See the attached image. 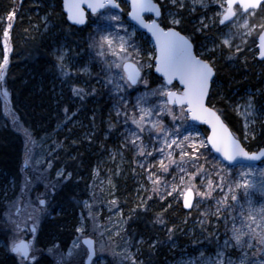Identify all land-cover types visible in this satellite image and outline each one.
I'll return each instance as SVG.
<instances>
[{
    "label": "rangeland",
    "instance_id": "1",
    "mask_svg": "<svg viewBox=\"0 0 264 264\" xmlns=\"http://www.w3.org/2000/svg\"><path fill=\"white\" fill-rule=\"evenodd\" d=\"M157 1L162 6V15L159 21H164L167 27L175 28H180L184 22H187L191 31L197 36L195 44L197 54L200 57H205L212 64L222 53L221 50L225 52L229 51L232 54L244 51L253 52V38L257 42L258 34L264 30V27H262L264 26V7L255 11L254 15L246 16L241 12L232 22L221 26L219 24V13L223 9L219 7L217 0H204V3H193V0H178L177 4H173L171 0ZM181 2L184 5L183 7L179 6ZM49 6L52 7L51 4ZM111 11L118 14L125 24L130 25L128 30L131 31L133 25L129 23L127 18L123 17L121 13ZM35 13L37 14L38 11ZM173 15L181 19L179 25L172 24ZM48 17H52L51 10H48L46 15L41 16L42 22L46 21L49 23V27H51L52 21L48 20ZM245 20H247V24ZM98 22L101 24L107 23L100 19L99 13L88 18V22L86 23L88 28L81 37L84 49L74 52L77 50L76 45H74V51L69 53L66 43L62 42L57 47L55 46L54 54L56 58L61 54L64 55L63 64L73 74L79 73L83 74L84 77L86 76L87 79L93 78L94 85L97 84L102 87L106 95L104 102L108 103L110 107L108 119L105 123H110V128L113 130L112 146L99 156L93 167L89 183V196L80 203L81 213L78 217L73 238L67 249L62 252L58 246L53 248L52 252H42L34 244L32 254L37 257L35 261L43 253H46L50 256L52 264H84V260L87 257V248L82 243V240L87 235L94 240L93 246L96 249V254L89 264H133L132 257L136 258L137 264H142L143 260L141 257L154 252L158 246L165 250V264H213V260L215 259L213 254L221 250L231 259L232 264H240L239 257L245 250L248 253L250 264H259L261 260H264V254L258 253L257 247L249 248L246 244L245 248L241 249L235 246L234 240H232L231 246L227 248L224 246V241L232 237L234 226L240 228L243 225V230L249 234H258L260 231H264V221L259 216H256L255 219L249 217L248 196L244 193L243 189L236 190L239 203L232 201L230 195L226 204L218 203L228 189L225 187L221 190L215 187L216 184L220 183L219 177L216 174V169L219 168V165L213 159L215 155L212 151L209 153L205 148L196 145V147H200L201 154L197 156H181L182 149L189 153L193 151V146L190 143L192 139H206V128L190 122L188 117L185 118L187 121L185 123V120L180 118L179 107H176L177 118L175 121H173L172 116L168 113H160L159 116L154 115L151 119H162L164 125L173 130H175L176 124L184 126L181 130L182 135L169 148L164 144L163 139H154L157 136L163 137V133H157L155 129L151 128L150 124H145V131L140 132L137 126L132 123V120L129 119L134 113L137 118L139 116L137 97L144 93L146 89L156 88L159 84L163 83L162 80H155L152 77L154 62L148 56L150 50L148 51L144 42L147 37L137 30L134 41L140 49V56L137 59L144 64V67L141 69L142 80L147 79L148 84L145 85L141 81L135 86L128 87L125 85L117 91L114 85L106 78L108 73L105 70L106 61H110L115 57H113L111 52H106L105 57H100L97 55L98 50L89 47L91 43L90 36L96 34L95 26ZM0 23L1 43L5 40L4 31L6 24H3V18L0 19ZM32 28L36 31L38 25H32ZM29 31H31L30 27ZM120 31L123 33V29ZM224 38L230 39L229 45H225L222 42ZM148 43L153 49L150 41ZM53 44L54 42L50 38L48 45L52 46ZM237 48H239V51H237ZM255 50L257 51V45ZM130 51L132 50L130 49ZM133 55L135 56L136 53L133 52ZM34 58V55L32 57L28 54L22 55L16 50L14 66L24 69L25 75H28L32 71L30 63ZM149 61L152 63V67L147 66L146 62ZM80 81L85 85L82 77ZM4 90L0 91L2 100H4L3 114L6 115L5 117H8L9 125L14 130L21 129L22 127L19 124L17 125V118L11 110V105L8 104L7 108H5L8 98ZM249 98H251L254 109L246 108ZM157 99L158 97H149L148 101L150 104H154ZM234 105V111L242 124V134H235V136L247 148V143L255 139V132L264 122V90L260 92L245 90L234 102ZM156 111L159 112V109L157 108ZM246 119L248 120L247 132L245 130ZM19 131L24 138H29L28 132L25 130ZM196 131L200 132L201 135L196 136ZM132 132H137L141 139L133 142ZM188 132H192L193 135L189 140H184L183 136L187 135ZM82 136L86 139L88 133L84 131ZM171 139V133H169V143H171ZM142 143L146 146L143 155L139 152V146ZM153 145H155L156 149L162 148L163 150L153 151ZM177 145H181V147ZM39 148H41L40 143ZM207 148L210 149L208 145ZM259 149L252 148L250 151H258ZM26 151L28 168L24 170L25 173L30 167L39 168L43 163L39 157L32 161L28 155V150ZM149 152L151 155H147ZM168 152L172 153L171 158L168 157ZM41 155L40 157H42ZM161 158L164 159V163L168 166L167 172L161 167ZM170 159L174 162L170 163ZM149 164L152 165L151 168H149ZM178 165L179 168H183L185 171H180ZM201 165L203 166L202 169H200ZM252 166L259 170L256 174V179L258 181L264 179V176L261 175V173H264V161ZM150 173H155L162 177L158 182L159 190L157 192L153 191L155 176L149 179ZM193 173H196L194 177L192 176ZM181 176L184 177V183L180 181ZM225 176L236 178V171L233 170L231 173L226 171ZM126 178L130 179V183L127 185L119 182V180L125 181ZM22 180L19 194L11 203L6 205V209L0 215V247L13 256L17 264H20V261L9 250L10 241L13 235L22 236L24 239L33 238V233L30 231L32 221H28L27 229H24L22 232H16L15 225L8 220L7 213L11 212L15 220L26 219L23 211L21 214H18L16 209L19 207L24 210L25 205L31 202L32 205L42 209L36 214L38 230L41 217L47 213L46 206L49 205L46 190L50 187L48 185L50 183L44 184L43 190L37 195L35 186L38 181H41L40 177L26 174ZM209 180L214 181L212 185V188L215 189L214 191L208 186ZM189 182H194L196 188L200 191H211V195L200 196L194 190L192 206L189 211H185V213L190 214L186 215L183 219L175 217L173 221H168L170 223L168 226H165L163 224L164 220L161 218L162 215H159V213H163L175 203L183 201V196L179 194V190L173 191L172 186L179 185V189H184ZM125 189L128 190V195L121 197L118 193H123ZM168 193H171V195ZM161 196H163V199H161ZM252 198L257 202V206H259V202H264V193L255 191L252 193ZM39 199H45L47 203L41 206L39 205ZM241 204L244 207L243 215L241 214ZM218 208L220 209L219 212H217ZM27 211L30 212L31 209L29 208ZM146 212H153L154 214L149 218V222L142 226L143 228H139L136 222L137 220H142V216ZM158 215L159 219H157ZM161 220L163 221L162 223L160 222ZM81 227L84 230L83 234L77 231ZM154 227L159 233L149 234L148 238H153L148 242V238L144 235V229H154ZM77 238H79L80 247L73 250L71 257L64 255L61 261L60 254H66ZM180 238L183 242H180ZM244 239L247 240L248 237L246 236ZM252 243L256 244V240H253ZM35 261H29L28 264H33Z\"/></svg>",
    "mask_w": 264,
    "mask_h": 264
},
{
    "label": "trees",
    "instance_id": "2",
    "mask_svg": "<svg viewBox=\"0 0 264 264\" xmlns=\"http://www.w3.org/2000/svg\"><path fill=\"white\" fill-rule=\"evenodd\" d=\"M121 9L122 16L126 17L127 6L122 4ZM48 10H51L52 17H48L52 21L51 27L41 20V16L46 15ZM2 18L3 24L8 28L10 50L4 78L0 80V91L7 90L8 101L5 108L8 104L11 105L17 125L22 128L14 130L9 125L8 117L3 114L4 100L0 94V215L6 205L19 194L24 175L39 176L41 181L35 186L37 195L43 190L44 184L50 183L46 190L49 205L46 206L47 213L41 217L34 244L42 252L58 244L63 252L73 238L81 213L80 203L89 196L93 167L99 156L112 146L113 130L110 123H105L110 107L104 102L105 92L101 86L94 85L93 78L73 74L65 64L63 69L59 66L60 62L54 54L55 46L65 42L69 53L74 51V45L77 47L74 52L84 49L81 37L88 28L87 25L80 29L68 25L60 0H0V19ZM159 22L162 27L167 28L164 21ZM32 25H38L36 31ZM176 29L191 39L198 55L195 47L197 36L188 23L184 22ZM50 38L54 42L52 46L48 45ZM4 41L0 43V62L3 61ZM148 41L147 38L144 40L145 45L148 51L153 52ZM256 45V39L253 38L254 48L251 53L244 51L232 54L221 50V56L213 64L215 77L207 103L214 106L224 123L236 135L242 134V124L234 111V102L245 90H264V61L257 59ZM16 50L22 55H34L35 58L30 63V74L25 75L24 69L14 66ZM81 77L85 85L80 81ZM152 77L158 79L153 73ZM74 88L83 91L75 92ZM19 130L28 132L29 138H24ZM84 131L88 133L86 139L82 136ZM242 145L245 147L244 143ZM246 146L249 151L264 146V122L255 132V139ZM26 150L32 161L39 157L43 163L39 168L30 167L25 173L23 158ZM58 172L62 174L58 176ZM119 182L127 185L130 179ZM127 191L125 189L118 194L126 197ZM172 207L159 213L165 226L175 217L183 219L190 214L185 213L180 202ZM153 214L146 212L141 221L137 220V226L143 228ZM156 232L159 233L155 227L144 229L146 238ZM152 238L149 237L148 242ZM180 242H183L181 238ZM164 256V248L158 246L154 252L141 257L142 264H165ZM51 261L50 256L43 253L33 264H52ZM0 264H17L13 256L2 247Z\"/></svg>",
    "mask_w": 264,
    "mask_h": 264
},
{
    "label": "snow or ice",
    "instance_id": "3",
    "mask_svg": "<svg viewBox=\"0 0 264 264\" xmlns=\"http://www.w3.org/2000/svg\"><path fill=\"white\" fill-rule=\"evenodd\" d=\"M84 0H64V6L68 11V19L74 21L78 24H84L86 16L81 3ZM88 7L93 13H99L100 19L106 21L107 23H97L96 24V34L90 36L91 43L89 47L91 49L98 50L97 55L100 57H105L106 52H111L114 59L106 61V71L108 76L106 77L110 83L114 85L117 91L122 87L127 85L131 87L136 85L141 81L147 85V79L142 80L141 69L144 67V64L137 59L140 56V49L136 46L134 37L137 33V29L133 26L131 31H129L130 25L125 24L121 17L118 14H115L111 9L121 8V3L119 0H86ZM173 4H177L178 0H171ZM130 10L128 11V16L132 21H135L136 24L145 28L152 34V37L155 40V52H149L148 56L151 60L155 61L154 67L156 72L161 73L164 78V82L159 84L156 88L146 89V91L140 94L137 97V106L139 109V116L133 114L129 117L132 120V123L135 124L140 132L145 131L144 125L150 124L151 128L155 129L157 133H163V137H155L154 139H163L164 144L169 148L172 144L176 143V139L182 135L183 125L176 124L175 130L165 126L162 119H151L154 115L159 116L160 113H168L172 116L173 121L176 120V106L179 107L180 118L186 121L187 116H191L193 120H202L210 124L212 127L211 135H208L206 139L195 140L192 139L190 143L193 146V151L191 153L184 151L182 149L181 156H197L200 153V147L205 148L206 151L211 153V149H215L219 153L223 160H220L217 157H213L216 161V164L219 165V168L216 169V174L219 177L220 183L216 184L215 187L223 190L227 187L228 191L225 192V195L221 198L218 203L226 204L228 202L229 195L231 196L232 201H237L239 203L237 189H243L244 193L248 196L247 205L249 217L255 219L256 216L264 221V202H255L252 198V193L259 191L264 193V179L257 180L256 174L259 171L254 168L251 163L260 160L264 157V148L259 151H249L247 150L240 142V140L235 136V134L228 128L226 124L221 120L220 116L217 114L214 106H209L206 103V98L209 95L210 84L212 77L214 75V66L207 60L202 59L199 55H196L193 52V44L191 39L183 35L175 27H161V24L157 19H145V13H154L155 17L159 18L162 15L161 5L157 0H129ZM193 3H204V0H193ZM219 7L223 9L220 15V23L224 24L225 21H229L230 18L236 17L241 12L244 15H254L257 8L264 7V0H217ZM180 7H183L181 2ZM104 11L101 12L100 10ZM172 24L179 25L181 19L175 15L172 16ZM247 24V20H245ZM11 27V24L8 25ZM206 27V25H205ZM264 27V26H262ZM123 29V33H121ZM8 30L7 28L4 31L5 37V48L3 61L0 62V80L4 78V72L8 64V52L10 50L8 46ZM225 45L230 44L229 38H224L222 41ZM130 49L132 51H130ZM239 51V48H237ZM133 52L136 55H133ZM260 57H264V32L259 33V52ZM59 66L61 69L64 68V55L61 54L57 57ZM142 59V57H141ZM148 67H152V63L146 62ZM115 69V71H114ZM178 79L179 84L182 85L181 88H177L173 81ZM5 94L7 90L5 89ZM75 92L83 91L82 89L74 88ZM149 97H158L156 103L150 104L148 101ZM159 109V112L156 109ZM248 109H254V105L249 98V103L246 105ZM248 120H245V130L247 132ZM171 133V143H169L168 137ZM133 142L137 139H141L140 135L137 132H132ZM193 133L188 132L187 135L183 136L184 140H189L192 137ZM196 136H200V132H195ZM211 145V149L207 148V145ZM199 145L200 147H196ZM181 147V145H177ZM153 151H162L163 149H156L155 145L152 146ZM146 146L142 143L139 146V152L141 155L145 153ZM151 155V153H147ZM168 157L171 158L172 153H167ZM224 161L229 162L225 164ZM170 163H173L170 159ZM28 163L26 158L25 164ZM161 167L165 172L168 171V166L164 163V159H160ZM152 165L149 164V168ZM179 168V165H178ZM203 166H200L202 169ZM198 169V171H200ZM180 171H185L183 168H179ZM236 171V178L226 177L225 172ZM61 172H58L57 175H61ZM71 173H69V176ZM196 173H193L194 177ZM264 176V173H261ZM155 176L153 180L154 188L153 191L157 192L159 190L158 182L162 179L161 176L156 175L155 173L149 174V179ZM181 183H184V177H180ZM214 181L209 180L208 186L212 188ZM173 191L179 190V194L184 198V204L186 207H190L193 200L194 190L200 196L211 195V191L203 192L196 188L194 182H189V184L184 189H179V185L172 186ZM53 191L55 188L53 187ZM171 195V193H168ZM163 199V196H161ZM47 203L45 199H39V205L43 206ZM15 206V204H13ZM31 211H27V209ZM42 209L37 208L35 205H32L31 202L25 205L24 210L17 207L16 211L18 214L23 215L26 219L15 220L12 217V213L8 212V220L15 225L16 232H22L24 229L28 228V221L31 223V232L33 233V238L31 240L24 239L22 236L18 237L13 235L10 244L9 250L14 253L20 261V264H28L29 261H35L37 257L32 254L34 243H35V233L37 231V220L36 214ZM220 209H217L219 212ZM244 207L241 204V214L243 215ZM159 219V215L157 217ZM163 222L162 220L160 221ZM78 232L83 234V228H78ZM171 231V230H170ZM248 237L245 240V237ZM232 240L235 241V246L244 249L245 245L249 248L257 247L258 253L264 254V231H260L258 234L252 233L249 234L243 230V225L240 228L233 227L232 237L224 241L225 248L231 246ZM256 240V244H253L252 241ZM83 244L87 246L86 256L88 261L92 260V257L96 254V249L94 248V240L92 237L85 235ZM59 245H54L49 247L48 251L52 252L53 248L58 247ZM80 247L79 238L73 242V246L69 248L66 254H60V260H63V256L67 255L71 257L74 249ZM215 259L213 264H232L231 259L226 256V254L221 250L213 254ZM133 264H137L136 258L132 257ZM240 264H250L248 260L247 251H243L239 257ZM259 264H264V260H261Z\"/></svg>",
    "mask_w": 264,
    "mask_h": 264
},
{
    "label": "water",
    "instance_id": "4",
    "mask_svg": "<svg viewBox=\"0 0 264 264\" xmlns=\"http://www.w3.org/2000/svg\"><path fill=\"white\" fill-rule=\"evenodd\" d=\"M60 2H61V10H62L63 15L65 16V20H66L67 24L70 25V26H72V27H75V28H77V29L83 28V27L86 25V23L88 22V18H89V17L98 14V13H93V12L91 11V9L88 7V4H87L86 0H84V2L81 3V7H82L83 10H84V13H85V16H86V20H85V23H84V24H78V23H75L74 21H71V20L68 19V11H67V9H66L65 6H64V0H60ZM119 2H120V3H124V4H126L127 7H128V11L130 10V3H129V0H119ZM258 9H260V8H257L256 10H258ZM111 10L116 11V12H118V13H121V12H122V9H121V8H120V9L113 8V9H111ZM100 11L102 12V11H104V10L101 9ZM161 12H162V11H161ZM144 15H145V19H146V20L157 19L158 22H159V18H160V17H159V18L155 17L154 13H145ZM126 18H127V20L129 21V23H130L131 25H133L134 27H136L137 30H138L139 32L143 33V34H144V35L150 40V43L152 44L153 50H154V52H155V40H154V38L152 37V34H151L150 32H148L147 29L142 28L141 26H139L138 24H136L135 21H132L131 18L128 16V14H127ZM234 18H235V17L230 18V20H229V21H225L224 24H221L220 21H219V24H220L221 26H225V25L229 24L230 22H232V21L234 20ZM161 27H162V26H161ZM261 32H264V30H262ZM261 32H260V33H261ZM183 35H184V34H183ZM257 51L259 52V35H258V37H257ZM193 52L195 53V51H194V46H193ZM257 59H258L259 61H264V57H260L259 55H257ZM153 62H154V64H155V61H154V60H153ZM153 74H154L158 79H160V80H162V81L164 82L163 75H162L161 73L156 72L155 67L153 68ZM214 77H215V71H214V75H213V77H212L211 84H212V82H213V80H214ZM173 84L176 85L177 87L181 88V89H182V87H183L182 85L179 84V80H178V79L174 80V81H173ZM211 84H210V90H211ZM132 86H135V85H132ZM210 90H209V93H210ZM208 96H209V95H208ZM207 99H208V97L206 98V103H207ZM176 107H178V106H176ZM210 107H211V106H210ZM217 114H218V113H217ZM218 115H219V114H218ZM219 116H220V115H219ZM187 117H188L189 121L192 122V123H194L195 125L205 127L206 130H207V136H208V135H211V133H212V127H211L210 124H208V123H206L205 121H202V120H193L192 117H191L190 115L187 116ZM220 118H221V117H220ZM221 120H222V118H221ZM222 121H223V120H222ZM223 122H224V121H223ZM224 124H225V123H224ZM228 128H229V127H228ZM241 144H242V143H241ZM208 147L211 149V145H210V144H208ZM263 148H264V147H263ZM261 149H262V148H261ZM259 150H260V149H259ZM259 150H258V151H259ZM211 151H212V153H213L216 157L220 158V160H223V157H222L219 153H217V152L215 151V149H211ZM26 158H27V154H25V155H24V158H23V170H26V169L28 168V165L25 164V160H26ZM261 161H264V157H262L260 160L252 161V162H246V163H251V164L253 165V164H258V163L261 162ZM224 163H225V164H228L229 162L224 161ZM181 203H182L183 209H184L185 211H189V210H190L192 204H191L190 207H186L185 204H184V198H183V201H182ZM30 228H31V227H30ZM30 231H31V230H30ZM31 239H32V238H29V240H31ZM83 240H84V239H83ZM83 240H82V243H83ZM85 246H86V245H85ZM86 248H87V246H86ZM11 253H12V252H11ZM12 254H14V253H12ZM92 258H93V257H92ZM31 262H32V261H31ZM90 262H91V261H88V259H87V257H86V259L84 260V264H89Z\"/></svg>",
    "mask_w": 264,
    "mask_h": 264
},
{
    "label": "flooded vegetation",
    "instance_id": "5",
    "mask_svg": "<svg viewBox=\"0 0 264 264\" xmlns=\"http://www.w3.org/2000/svg\"><path fill=\"white\" fill-rule=\"evenodd\" d=\"M259 10V9H258ZM161 11H162V6H161ZM255 11H257V10H255ZM160 19V18H159ZM235 19V18H234ZM220 21V20H219ZM160 23V22H159ZM259 35V34H258ZM258 37V36H257ZM196 54V53H195Z\"/></svg>",
    "mask_w": 264,
    "mask_h": 264
}]
</instances>
